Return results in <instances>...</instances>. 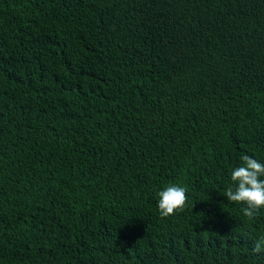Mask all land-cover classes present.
Returning <instances> with one entry per match:
<instances>
[{
    "label": "trees",
    "instance_id": "obj_1",
    "mask_svg": "<svg viewBox=\"0 0 264 264\" xmlns=\"http://www.w3.org/2000/svg\"><path fill=\"white\" fill-rule=\"evenodd\" d=\"M241 154L264 0H0V264H264V209L224 195Z\"/></svg>",
    "mask_w": 264,
    "mask_h": 264
},
{
    "label": "clouds",
    "instance_id": "obj_2",
    "mask_svg": "<svg viewBox=\"0 0 264 264\" xmlns=\"http://www.w3.org/2000/svg\"><path fill=\"white\" fill-rule=\"evenodd\" d=\"M241 166L231 173L232 184L225 191L229 203L243 205V216L252 222L261 209H264V163L241 154ZM188 189L178 184H169L157 193V208L161 218L183 212L188 201ZM194 206V205H193ZM254 254L264 253V236L258 238L251 249Z\"/></svg>",
    "mask_w": 264,
    "mask_h": 264
}]
</instances>
